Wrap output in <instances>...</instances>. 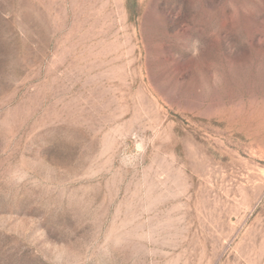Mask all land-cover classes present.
Instances as JSON below:
<instances>
[{"label":"rangeland","instance_id":"rangeland-1","mask_svg":"<svg viewBox=\"0 0 264 264\" xmlns=\"http://www.w3.org/2000/svg\"><path fill=\"white\" fill-rule=\"evenodd\" d=\"M0 264H264V0H0Z\"/></svg>","mask_w":264,"mask_h":264}]
</instances>
